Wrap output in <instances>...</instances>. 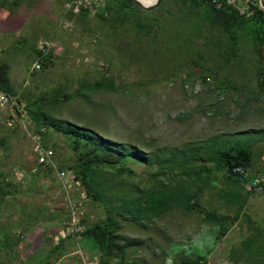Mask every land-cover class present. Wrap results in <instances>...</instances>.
<instances>
[{
  "label": "rangeland",
  "instance_id": "374dc122",
  "mask_svg": "<svg viewBox=\"0 0 264 264\" xmlns=\"http://www.w3.org/2000/svg\"><path fill=\"white\" fill-rule=\"evenodd\" d=\"M3 1L0 63L9 65V77L22 102H36L33 109L45 112L48 121L93 130L110 147V142L132 144L163 157L171 152L180 157L247 147L253 157L251 172L264 179V90L257 83L260 59L242 36L236 55L226 65L231 47L228 35L200 20L203 10L194 12L174 0L158 10L113 14L108 21L67 8L91 0ZM13 1L19 4L10 8ZM97 11H104L100 0ZM42 42L53 45L54 58L35 71V50ZM108 80L112 90H87L65 101V95L85 85ZM211 102L219 108L216 114L211 105L208 108ZM28 121L0 102V139L6 145L0 149V188L5 191L0 199V235L11 232L15 239L19 237L13 249L0 251V261L98 264V255L85 250L69 232L75 222L73 213L92 224L103 219L104 212L71 178L66 180L70 185L66 193L55 170L48 173L36 164L32 152L36 127ZM44 141L54 151L56 168L73 162L63 135L50 130ZM205 165L209 173L204 174L208 184L202 206L234 215L235 207L227 204L222 191L238 188L224 172L213 170L211 162ZM131 166L136 178L144 180L158 167L134 161ZM67 197L76 202L71 212ZM246 211L252 223L241 217L225 237L217 236V228L199 215L176 209L145 226L123 221L120 241H137L127 248L129 261L170 264L173 259L200 255L208 264H264V192L248 199ZM61 239L64 244L57 249Z\"/></svg>",
  "mask_w": 264,
  "mask_h": 264
},
{
  "label": "trees",
  "instance_id": "16d2710c",
  "mask_svg": "<svg viewBox=\"0 0 264 264\" xmlns=\"http://www.w3.org/2000/svg\"><path fill=\"white\" fill-rule=\"evenodd\" d=\"M103 12H96V16L108 21V16L113 14H126L129 10L140 13L146 12L135 6L131 0H102ZM168 0H163L158 10ZM176 3L198 12L203 10L198 17L206 21L212 27H217L224 34L228 35L231 47L228 50L229 59H225L228 65L231 57L236 55V44L238 37L242 36L251 45L253 52L260 59L258 67L257 83L260 90H264V10L258 6L251 14L242 15L236 0L234 6L217 9L211 0H174ZM263 5H264V1ZM19 4L18 1L10 3V8ZM5 7V2L0 0V9ZM10 8L8 10H10ZM5 9V8H4ZM54 48L45 55H41L38 48L35 50V57L42 64V69L51 64L54 58ZM41 69V70H42ZM40 71V70H39ZM229 80V73L226 75ZM208 79H210L208 77ZM204 76L203 82L206 83ZM230 81V80H229ZM230 88H234L229 83ZM75 91L73 95H65V101L79 97L87 90H112L111 82H95L85 85ZM0 92L7 95L19 96L9 77V65L0 63ZM21 98V97H20ZM212 104H208L209 106ZM36 102H25V110L30 121L35 125L41 141L45 147L44 137L48 131L63 135L66 139V147L70 150L69 156L73 161L71 164H62L59 168L51 165H38L46 167L48 173L53 170H65L73 182L83 187L86 197L93 203H97L104 212V218L92 224H85L81 219L83 229L79 232V243L91 254L98 255V264H148L144 261H129L127 248L136 244L137 241L129 239L121 242V227L123 221H130L138 225H149L158 218L166 217L173 210H180L184 214H195L201 220L217 228V236L225 237L233 228L236 222L244 217L248 223H252L250 215L246 211L248 199L261 192L246 189L245 185L233 175L231 168L237 165L247 170L246 181L254 178L251 172L253 157L247 147H230L213 151L211 154L195 153L191 155L182 154L177 157L174 152L163 157L158 153H146L132 144L110 142V146L104 143L93 130H88L70 122L48 121V115L33 109ZM216 114L218 107L211 105L209 108ZM41 129H44L41 131ZM5 139H0V149L5 148ZM53 150V149H52ZM132 152V154H131ZM152 166L158 165L157 169L149 172V179H137V173L131 166V162ZM211 162L213 170L222 171L238 191L226 193L222 191L227 204L235 207V214H220L209 211L202 206L201 199L208 184L204 177L209 173V167L205 164ZM255 177H259L256 175ZM234 182H233V181ZM61 185V182L58 181ZM33 182L30 184L32 185ZM62 188V185H61ZM24 192V191H22ZM20 192V193H22ZM0 199L2 200L5 191L0 188ZM18 192H14L15 195ZM0 200V201H1ZM1 204V203H0ZM69 233V237H73ZM19 237L14 238L10 232H3L0 235V251L13 249L18 245ZM64 239L56 245L60 249ZM92 248V249H91ZM0 264H3L0 261ZM170 264H208L204 256L194 258L185 257L181 260H172Z\"/></svg>",
  "mask_w": 264,
  "mask_h": 264
},
{
  "label": "built area",
  "instance_id": "2783aa9c",
  "mask_svg": "<svg viewBox=\"0 0 264 264\" xmlns=\"http://www.w3.org/2000/svg\"><path fill=\"white\" fill-rule=\"evenodd\" d=\"M101 1V5L103 4V1ZM236 0H211V3L217 8L221 9L224 7L234 6ZM239 3H243L242 5H239V11L242 15L251 14L254 11V8L256 6L259 7L258 0H239ZM97 4L98 0H91L84 5H74L73 7L68 5V9H72L74 13H80L82 10H85L87 12L92 13L93 15L96 14L97 11ZM53 47L51 43L48 42H42L39 46V51L41 52V55H45L47 52H49ZM42 69V64L37 61V64L34 67L35 71H39ZM0 102L7 105L10 109H13L18 115L21 120H28L27 112L25 110V104L22 102L21 98L19 96H13V95H7L3 92H0ZM29 124H32V121H28ZM44 129H41L43 131ZM32 139L34 141V146L32 148V152L35 156V161L37 165H51L55 167L54 164V151L49 148L45 147L44 144L41 141V135L37 132H34L32 134ZM56 168V167H55ZM231 171L233 175L239 180V182L243 183L248 190H253L255 192H261L263 189L262 181L263 179L261 177H254L250 180L246 181L247 177V170L245 167L241 165H237L231 168ZM56 176L58 181L61 182L62 189L66 191V193L70 189V185L66 184V180L69 177L67 171L62 170H56ZM70 178V177H69ZM73 181V180H72ZM67 205L70 208V212L75 209L76 202L71 199V197H67L66 199ZM73 219L75 220L74 224L70 227V232L73 235L77 236L79 238V232L84 228L81 224V219L77 213H73Z\"/></svg>",
  "mask_w": 264,
  "mask_h": 264
},
{
  "label": "water",
  "instance_id": "95a60500",
  "mask_svg": "<svg viewBox=\"0 0 264 264\" xmlns=\"http://www.w3.org/2000/svg\"><path fill=\"white\" fill-rule=\"evenodd\" d=\"M163 0H131V2L142 11H153L157 9ZM263 0H258L259 8L264 10Z\"/></svg>",
  "mask_w": 264,
  "mask_h": 264
},
{
  "label": "crops",
  "instance_id": "0c3cea01",
  "mask_svg": "<svg viewBox=\"0 0 264 264\" xmlns=\"http://www.w3.org/2000/svg\"><path fill=\"white\" fill-rule=\"evenodd\" d=\"M16 91H17V90H16ZM17 92H18V91H17ZM18 93H19V92H18ZM252 174L254 175V173H252ZM256 175H258V174H255V176H256ZM255 176H254V177H255Z\"/></svg>",
  "mask_w": 264,
  "mask_h": 264
}]
</instances>
